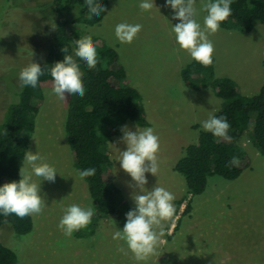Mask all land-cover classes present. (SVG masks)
Segmentation results:
<instances>
[{"label":"rangeland","instance_id":"rangeland-1","mask_svg":"<svg viewBox=\"0 0 264 264\" xmlns=\"http://www.w3.org/2000/svg\"><path fill=\"white\" fill-rule=\"evenodd\" d=\"M155 4L144 12L139 0H109L101 22L73 25L114 48L126 82L142 94L147 127L154 128L160 144L159 172L157 176L146 174L145 187H165L175 195L174 206L177 199L187 197L178 215L175 211L157 229L163 235L155 253L139 264H264V154L253 143L252 133L245 132L239 140L252 164L235 180L214 175L205 192L188 195L185 177L174 169L186 146L198 141L201 123L220 111L225 100L210 87L197 90L184 84L181 71L192 59L175 41L172 26L179 21L165 0H155ZM195 7L198 15L194 18L203 24L205 13L199 11V0ZM53 13L52 0H0V124L9 104L17 99L14 93L22 84L18 71L46 56L45 45L56 22ZM120 23L142 25L132 43L121 44L116 39L115 28ZM209 39L214 45L217 75L233 79L246 96L257 94L264 84V24L257 23L248 33L220 27ZM35 51L40 53L37 59ZM52 88L53 81L43 83L44 103L35 117L27 152L39 154L47 166L59 172L56 184L42 185L33 178L41 188L43 214L32 217L34 227L27 234H19L10 222L5 223L0 241L16 252V264H138L126 243L112 238L120 228L113 218L99 216L94 210L91 223L71 237L58 228L68 205L95 206L67 139L68 102L60 103L45 94ZM124 125L133 131L139 126L132 121L121 125L119 133L110 137L107 151L115 174L112 184L135 206L133 189L128 187L131 177L118 162L120 151L126 150L121 140ZM189 201L192 209L183 213Z\"/></svg>","mask_w":264,"mask_h":264},{"label":"trees","instance_id":"trees-1","mask_svg":"<svg viewBox=\"0 0 264 264\" xmlns=\"http://www.w3.org/2000/svg\"><path fill=\"white\" fill-rule=\"evenodd\" d=\"M97 2L105 10L100 17L91 18L85 0H52L56 22L50 29L45 45L46 56L39 62L45 69V75L40 77L36 88L20 85L14 93L16 101L9 104L0 124V185L21 179L20 170L25 162L30 135L35 129V117L44 103L43 83L52 81L47 70L54 63H64L67 59L64 53L80 64L75 60L73 44L91 39L99 62L94 70L81 65L85 94L66 101L68 110L65 129L78 171L96 169L94 176L85 178L94 210L99 216L115 219L122 227L126 213L135 206L127 203L121 190L112 184L115 174L107 143L111 136L119 133L120 126L125 122L132 121L147 127L149 121L142 94L126 82V72L119 53L96 36L81 31L78 25L73 26L78 23L90 26L101 22L108 12L109 0ZM257 23L264 24V0H232V15L221 27L238 28L248 33ZM39 54V51H35L36 59ZM215 64L214 57L213 63L208 66L191 60L181 71L187 87L197 90L210 87L218 97L225 100L224 106L215 116L227 117L230 124V139L214 137L201 130L198 141L186 146L184 155L174 169L185 177L188 195L205 192L211 176L235 180L251 166L250 155L239 144L245 132L252 133L253 143L264 154V84L257 94L246 96L233 79L217 75ZM233 157L239 160V166H230ZM185 197L175 201V216ZM191 209L189 201L183 213H189ZM7 222L19 234H27L34 227L32 217L21 220L15 214L7 217L0 215V229ZM17 259L16 252L0 241V264H16Z\"/></svg>","mask_w":264,"mask_h":264},{"label":"clouds","instance_id":"clouds-1","mask_svg":"<svg viewBox=\"0 0 264 264\" xmlns=\"http://www.w3.org/2000/svg\"><path fill=\"white\" fill-rule=\"evenodd\" d=\"M197 0H165V6L173 12V18L179 23L172 26L175 41L180 50L187 51L191 59L203 66L213 63L214 45L209 39L211 34L220 30L221 24L232 15V0H199L200 12L205 13L203 24L196 17ZM88 15L98 18L105 10L98 5L97 0H85ZM155 0H139V8L150 12ZM156 5V4H155ZM142 30L140 24L120 23L116 25L115 37L121 44H130ZM75 60L67 57L64 63H54L47 70L53 81L50 93L60 103L68 98L83 97L85 86L81 75V65L94 70L99 62L96 47L91 39L74 43ZM45 75V69L37 62H32L19 72V80L24 87L36 88L40 77ZM204 131L214 137L230 139L228 130L230 124L227 117L209 115L201 123ZM121 140L126 150L120 151L118 162L120 168L131 177L128 187L133 189L131 198L135 207L126 213L125 223L113 233L114 240H122L134 254L136 261L144 262L155 253L162 231H157L164 222L171 220L175 214V195L165 187L154 186L151 190L145 187L148 183L146 174L157 176L159 172L158 152L159 137L153 127L143 130L137 126L133 131L128 125L121 127ZM112 144V143H111ZM26 167L21 168V179L0 185V215L15 214L21 220L43 214L41 188L33 183L35 180L43 184L55 185L57 173L47 166L39 154L28 151L25 155ZM230 166H239V160L233 157ZM95 168H87L79 172L81 179L94 176ZM58 228L66 237L85 229L92 221L94 208H83L77 204L68 205L63 209Z\"/></svg>","mask_w":264,"mask_h":264}]
</instances>
